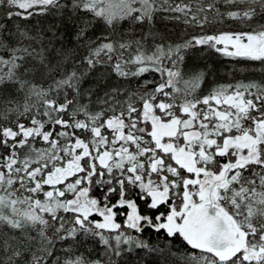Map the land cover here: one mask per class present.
Here are the masks:
<instances>
[{"label":"snow or ice","instance_id":"1","mask_svg":"<svg viewBox=\"0 0 264 264\" xmlns=\"http://www.w3.org/2000/svg\"><path fill=\"white\" fill-rule=\"evenodd\" d=\"M0 264H264V0H0Z\"/></svg>","mask_w":264,"mask_h":264}]
</instances>
